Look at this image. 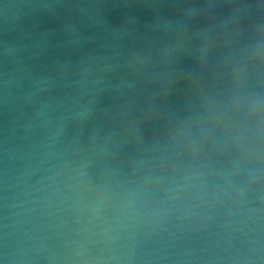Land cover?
I'll return each mask as SVG.
<instances>
[{
    "label": "water",
    "instance_id": "water-1",
    "mask_svg": "<svg viewBox=\"0 0 264 264\" xmlns=\"http://www.w3.org/2000/svg\"><path fill=\"white\" fill-rule=\"evenodd\" d=\"M261 22L260 0H0V264H95L102 244L78 222L72 189L56 184L44 217L42 178L60 180L62 163L73 161L95 183L151 157L201 99L229 95L232 68ZM177 40L181 50L165 57ZM137 56L147 62L133 68ZM89 101L91 115L77 117ZM225 135L216 134L217 148ZM234 158L228 146L213 157L220 169ZM261 196L250 193L229 227L164 234L140 264H264V221L239 223L257 215L249 210Z\"/></svg>",
    "mask_w": 264,
    "mask_h": 264
},
{
    "label": "clouds",
    "instance_id": "clouds-1",
    "mask_svg": "<svg viewBox=\"0 0 264 264\" xmlns=\"http://www.w3.org/2000/svg\"><path fill=\"white\" fill-rule=\"evenodd\" d=\"M209 47L205 43L199 49L201 60ZM181 48L182 42L177 40L173 47H165L164 56ZM244 53L232 68L229 95L201 99L198 107L172 124L151 157L134 161L127 171H106L95 183L85 179L87 165L74 166L73 161L62 163V171L57 173L60 180L42 178L38 198L41 214L50 215L55 185L67 184L72 189L71 208L78 222L87 221L88 229L102 244L95 264H140L145 247L164 234L206 231L217 222L231 226L234 217L245 213L249 194L264 193V22L256 26ZM146 62L137 56L129 64L135 68L137 63ZM253 76L258 83L250 85ZM93 102L77 104L75 115H91ZM59 127L63 129L62 124ZM221 130L226 135L217 148L216 134ZM52 135L58 137L59 132ZM223 146L230 147L235 158L230 167L220 169L213 157ZM47 155H52L50 148ZM23 183L21 194L26 195L31 185L27 180ZM260 200L259 208L249 210L257 215L240 220L241 225L264 221V196ZM22 203L27 205L29 201ZM25 210L31 212L33 208ZM233 230L242 231L243 227Z\"/></svg>",
    "mask_w": 264,
    "mask_h": 264
}]
</instances>
